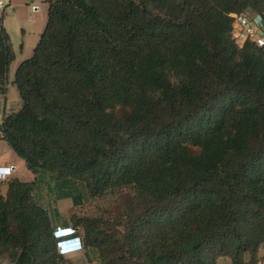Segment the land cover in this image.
<instances>
[{
	"label": "trees",
	"instance_id": "obj_1",
	"mask_svg": "<svg viewBox=\"0 0 264 264\" xmlns=\"http://www.w3.org/2000/svg\"><path fill=\"white\" fill-rule=\"evenodd\" d=\"M41 1L47 20L15 69L21 106L2 116L1 140L57 187L118 195L106 214L70 216L84 250L99 264H255L264 52L233 40L231 15H264V0ZM2 20L0 95L14 59ZM34 186L6 181L0 260L62 264Z\"/></svg>",
	"mask_w": 264,
	"mask_h": 264
},
{
	"label": "crops",
	"instance_id": "obj_2",
	"mask_svg": "<svg viewBox=\"0 0 264 264\" xmlns=\"http://www.w3.org/2000/svg\"><path fill=\"white\" fill-rule=\"evenodd\" d=\"M30 2H31V0H14L9 5V7L5 10V12L7 11V14H10L11 16L13 15V17H15L16 21L18 22V28L20 29L21 43H20L19 49H18V52H19L18 57L15 54V52H13L14 59L8 68L5 94L0 95V119L4 115L15 113L16 111L19 110V108L21 106V102H20V99L18 97L16 88L11 83L13 80L14 72H15V69L17 68L18 64L21 61H23L24 59L31 56L32 51H33V49H34V47H35V45L39 39L40 34L42 33V31L44 29V26H45V23L47 20V5L45 3H36V2L32 3V5H36L38 7V11L33 12V11H31V6L29 7V5H28V4H30ZM5 12H4V14H5ZM2 25H3V20H2ZM3 28H4V26H3ZM4 30L6 31L5 28H4ZM1 142L5 143L4 141L1 140V134H0V143ZM5 150L12 152L6 143H5ZM12 154H13V157L10 156V157L6 158L3 156L2 153H0V167H2V168L11 167L12 168V170H11L12 172L7 179H5V180L0 179V195H2V196L5 195V192H6V188H7L6 187V181L7 180L18 179L19 181H21L18 177V176H20V174L18 173L19 166H21L23 163L24 168L26 169L24 162L21 159H19L18 157H16V155L13 152H12ZM35 176L36 177L34 178L33 182L37 183V180H39L38 179L39 177H37L38 174ZM56 198H57L56 204L59 201H61V203H60L61 206H60L59 211H61L62 208H65V210L67 211L73 207V204H72V201L70 199L68 191L65 192V194H63V195H60V197L57 196ZM37 203L40 205L39 202H37ZM40 206H42V205H40ZM43 208L46 209L45 207H43ZM46 210L48 211V209H46ZM48 213L50 214L49 211H48ZM54 215L56 217L54 219L55 221H52L53 229H55L57 227H60V228L68 227L71 225V223H69V218L71 215L68 217L63 216L61 218L58 217L59 215H56V214H54ZM79 253H76V254H79ZM76 254H72V255H76ZM72 255H69V256H72ZM255 257H256V263L255 264H264V243H262L258 246V248L256 250ZM215 264H232V263H231L229 258L221 257V258L216 260Z\"/></svg>",
	"mask_w": 264,
	"mask_h": 264
},
{
	"label": "rangeland",
	"instance_id": "obj_3",
	"mask_svg": "<svg viewBox=\"0 0 264 264\" xmlns=\"http://www.w3.org/2000/svg\"><path fill=\"white\" fill-rule=\"evenodd\" d=\"M34 2L43 3L41 0H31L30 4H28L29 7L36 6L32 5V3ZM2 18L3 26L6 29V32L10 39L11 48L18 57V49L21 43L18 22L16 21L15 17H13V15L11 16L10 14H7V11L2 16ZM115 113L119 114V111H115ZM0 153H2L3 156L6 158L10 156L13 157L12 152L5 150V143L3 142L0 143ZM21 166H19L18 168V173L20 174V176H18L19 179L23 182H33L34 178L36 177L35 174H32L31 172L27 171L24 168L23 163ZM37 174L39 180H37V183H35L36 185L34 187L33 194L35 200L39 202L40 205L48 209L52 221H55L54 219L56 216L54 214L59 215V218L63 216L68 217L72 213L76 214L79 217H95L106 214L108 211L114 209L115 200L118 196L115 193H107L101 198L91 199L87 196L84 187L77 182H70L66 184L64 188H60L57 187L58 185H56V183H58L57 180L51 177L48 173L40 170ZM66 190L68 191L69 196L79 195V197L81 198V204L76 207H72L70 210L67 211L65 210V208H62L61 211H59L61 201L56 204V197H60V195L65 194ZM121 193H123L122 195L124 196H130L132 194L129 190H124ZM0 264L9 263L7 260L3 259L0 260ZM62 264H99V262L89 250H84L79 254L64 257Z\"/></svg>",
	"mask_w": 264,
	"mask_h": 264
},
{
	"label": "built area",
	"instance_id": "obj_4",
	"mask_svg": "<svg viewBox=\"0 0 264 264\" xmlns=\"http://www.w3.org/2000/svg\"><path fill=\"white\" fill-rule=\"evenodd\" d=\"M13 1L14 0H0V17H2L5 10ZM31 11H38V7L31 6ZM231 17L233 19L231 30L233 40L237 44L248 40L264 52V15L244 12L241 14H232ZM11 170V167H0V179H7L12 172ZM79 251V246L73 245L70 252L65 254V256L78 253Z\"/></svg>",
	"mask_w": 264,
	"mask_h": 264
},
{
	"label": "clouds",
	"instance_id": "obj_5",
	"mask_svg": "<svg viewBox=\"0 0 264 264\" xmlns=\"http://www.w3.org/2000/svg\"><path fill=\"white\" fill-rule=\"evenodd\" d=\"M52 235L55 248L59 256H65V254L69 253L73 245L79 246V252L84 250V239L82 237V233L78 228L73 227L72 225L63 228L57 227L53 230Z\"/></svg>",
	"mask_w": 264,
	"mask_h": 264
}]
</instances>
